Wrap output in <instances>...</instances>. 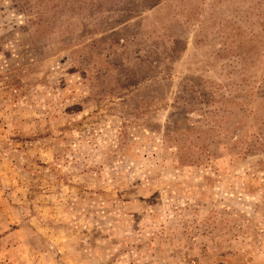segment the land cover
I'll return each mask as SVG.
<instances>
[{
    "label": "rangeland",
    "instance_id": "374dc122",
    "mask_svg": "<svg viewBox=\"0 0 264 264\" xmlns=\"http://www.w3.org/2000/svg\"><path fill=\"white\" fill-rule=\"evenodd\" d=\"M0 264H264V0H0Z\"/></svg>",
    "mask_w": 264,
    "mask_h": 264
}]
</instances>
